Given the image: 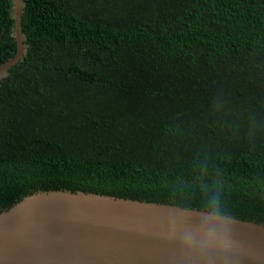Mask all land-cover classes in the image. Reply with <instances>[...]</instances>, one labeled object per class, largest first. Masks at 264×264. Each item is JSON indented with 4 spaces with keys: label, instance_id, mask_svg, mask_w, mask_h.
<instances>
[{
    "label": "trees",
    "instance_id": "obj_1",
    "mask_svg": "<svg viewBox=\"0 0 264 264\" xmlns=\"http://www.w3.org/2000/svg\"><path fill=\"white\" fill-rule=\"evenodd\" d=\"M0 0V64L17 50ZM0 79V211L77 190L264 223V0H23Z\"/></svg>",
    "mask_w": 264,
    "mask_h": 264
},
{
    "label": "water",
    "instance_id": "obj_2",
    "mask_svg": "<svg viewBox=\"0 0 264 264\" xmlns=\"http://www.w3.org/2000/svg\"><path fill=\"white\" fill-rule=\"evenodd\" d=\"M17 50L0 79L24 54L22 3L14 0ZM187 208L77 190H39L0 211V264H264V223L222 214L243 247L223 253L182 249L169 211ZM193 210L192 223L196 222Z\"/></svg>",
    "mask_w": 264,
    "mask_h": 264
},
{
    "label": "clouds",
    "instance_id": "obj_3",
    "mask_svg": "<svg viewBox=\"0 0 264 264\" xmlns=\"http://www.w3.org/2000/svg\"><path fill=\"white\" fill-rule=\"evenodd\" d=\"M201 210L196 213V222L192 223L191 208H173L169 211V222L175 231L168 238L175 240L182 249L199 250L207 253L216 250L230 253L239 250L243 245L234 235L233 222L222 215L221 192L215 185L201 184Z\"/></svg>",
    "mask_w": 264,
    "mask_h": 264
}]
</instances>
